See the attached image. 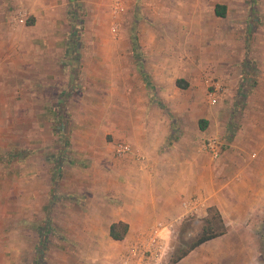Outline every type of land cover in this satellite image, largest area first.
<instances>
[{"label":"crops","instance_id":"1","mask_svg":"<svg viewBox=\"0 0 264 264\" xmlns=\"http://www.w3.org/2000/svg\"><path fill=\"white\" fill-rule=\"evenodd\" d=\"M77 2L90 13L72 35ZM137 2L151 4L164 52L152 50L158 33L148 31L144 56L138 34L118 35L120 15ZM208 72L219 79L212 89H230L219 107L240 104L239 117L209 111ZM1 119L51 125L35 136L31 123L22 134L11 123L10 135L0 125L7 264H117L153 227L165 226L171 244L185 218L197 229L214 212L223 233L176 264H264V0H0ZM54 120L69 139L58 156L32 147L53 137ZM211 137L222 147L216 158L203 146ZM119 141L131 152L116 156ZM119 221L127 233L114 240L109 228Z\"/></svg>","mask_w":264,"mask_h":264},{"label":"rangeland","instance_id":"2","mask_svg":"<svg viewBox=\"0 0 264 264\" xmlns=\"http://www.w3.org/2000/svg\"><path fill=\"white\" fill-rule=\"evenodd\" d=\"M77 3L78 4L75 6L77 8L75 9V7H74V9H75L74 11H75L76 17L73 19L74 20V22H73L74 25L72 24V27H73L72 30H74L75 33L79 32V30L76 28V25L80 22L79 20L83 19V15L90 13V10H88L86 8V6L83 4V2H77ZM139 3L140 2H137V3H135V5L131 6L130 10L125 9L126 11H124L120 15L118 21L115 20V21H117V24H118L117 33H118V35L119 34L121 35L123 33H128L129 36H131V37L132 36H137V34H138L143 39V43H144V40H145L144 44L140 43V45H139L138 51H140L141 56L143 54H146L147 52H149V51H147V50H149V48L145 46L146 42H148V43L150 42L149 39H148V36H147L148 35V31L153 32V33H158V34H160V38H161L160 41L158 42L159 47L155 46L152 50L154 52L157 51V52L162 53L166 49L167 39L162 37V34H161L162 31L161 32L159 31V30H161V28L159 27V25L157 26L156 24L153 23L155 21H154V19L152 17L150 18V11H148V9L151 7V4L149 2H147L144 5V7L141 8ZM147 11H148V13L146 14ZM104 31L108 32L107 25L104 26ZM74 41H75V39L73 38V41H71V43H73ZM173 43H174V41H171V55H174L177 52V49L174 50V48H173ZM148 61H149V59H147L145 57H142L139 62H140V64L143 65V64H148ZM217 80H219V79L216 76V74H214L213 72H211V73L208 72L207 74H205L203 76V82L206 85V99H205L206 102L205 103L208 106L209 111L216 110V109L219 108V114H223V116L227 117L228 121L231 120L232 116L239 117L241 115V110H242V107H243L242 105L239 104L238 108H234L233 106H229L228 104L225 105L226 106L225 109H223V108L221 109L219 107L220 103H222V104L224 103L223 101H229L230 100V98L228 99V97H227L229 95L230 89H229V86L226 83L223 85L226 88V90H225L224 93L222 92V94L220 95L219 100L216 103H210L209 102L207 93L210 90H212V87H210V86H213L212 85L213 82H216ZM19 90H17V94L18 95L20 93ZM12 91H14V90L7 89V92H12ZM18 91H19V93H18ZM39 98H40V96H39ZM39 98H36L35 102L38 103L40 101ZM45 107L46 106H44V108ZM224 113H226V114H224ZM21 116L22 115H20L19 117H21ZM57 122L58 121L54 120V122L51 123V124L52 125L53 124H57ZM11 123H13L15 125V131H16L17 134L18 133L22 134L23 130H24V127L26 126V128H27V123H31L30 126H31V128L33 130V136H35V132H37L39 130L45 131V133H46V129L45 128H50V126H51V125L48 124V127H46L47 122L43 121V120L42 121L31 120V122H24L23 120H20V121L16 120V121H13V122H9L7 120L1 119L0 125H1V127L3 129L6 130V132H2L3 135L4 134H6V135L7 134H9V135L11 134L10 131H9L10 130L9 125ZM232 124H234V122H231V125ZM232 126H231V128L234 129V127H232ZM55 132L56 133L53 134V137L51 136L50 138L47 137V136L44 137L42 135H41V137L37 136L36 137L37 142H33V144H32L33 146L32 147H35V149L45 148V152L48 155L53 153L56 156H58L59 153L57 152V150H55V147L58 148L60 146H63V148H65L66 150L69 151V148H68L69 146L68 145L66 146V144H65L66 142L67 143L69 142V139L67 137L68 134L65 133V132H63V134L58 132V131H55ZM13 139H14L13 137H9V139L7 137L3 138V140H5V141L8 140L10 143H11V141ZM15 143H16L15 145L17 147L24 145L23 144L24 143L23 136L22 135L17 136V140L15 139ZM36 143H38V145H42V146L41 147H37ZM18 150L21 153H23L25 148L24 149H18ZM67 156L69 157V153L66 156H64V157L67 158ZM64 157H63V159H64ZM52 161H53V159L51 160V162ZM213 224H214L213 226L215 227L214 230L215 231L219 230L217 221H214ZM194 226H196V224H195V222L193 223V220L191 218H185V220L179 225L178 229L172 235L171 244L170 243L168 244V248L166 250V254L164 255V257H163V259H162L160 264H168L172 260V258H174L176 255L182 253L186 248H188V246L192 242H194L200 235L203 234V232H201V230H202V228L204 226H206L205 222H202L200 225H197L198 226L197 229L194 228ZM163 231L162 232H163L164 239L166 241H169V233H166L165 230H163ZM261 242L263 244L264 239ZM169 245H170V247H169ZM260 251L263 254V252H264L263 247L260 248ZM2 252H3V254H2ZM2 252H0V254H2L0 256V264H7L8 248H5L4 251L2 250ZM2 256H3L4 259H2ZM24 261H25V259L21 258V263H19V264H25ZM43 262H45V261H43ZM31 263L32 264H36L34 261H31ZM16 264H18V263H16ZM46 264H47V262H46Z\"/></svg>","mask_w":264,"mask_h":264},{"label":"built area","instance_id":"3","mask_svg":"<svg viewBox=\"0 0 264 264\" xmlns=\"http://www.w3.org/2000/svg\"><path fill=\"white\" fill-rule=\"evenodd\" d=\"M118 8H116L117 10ZM112 33H116V26L111 27ZM213 85V84H212ZM226 88L221 85L207 93L210 103H216L222 92ZM204 149L209 151L212 157L216 158L222 151L221 143L218 137H211L204 143ZM131 152V146L124 141H119L114 144V154L122 157ZM165 226L159 225L152 228L145 242H132L122 251L117 259V264H160L168 244L162 236V229Z\"/></svg>","mask_w":264,"mask_h":264},{"label":"trees","instance_id":"4","mask_svg":"<svg viewBox=\"0 0 264 264\" xmlns=\"http://www.w3.org/2000/svg\"><path fill=\"white\" fill-rule=\"evenodd\" d=\"M69 15H70V13H69ZM73 25H74V23H73ZM76 28L79 31L82 30V26L80 24H77ZM73 33H75L74 30H72V35H73ZM136 47H137V43H136V41H133L132 42V48H133V51L135 52V55H136ZM184 82L185 81L182 79H179L176 81L177 85L180 87H182L184 85V84H182ZM59 124H57V125L53 124L55 126L54 129L57 131H62V128H64V127L62 125H59ZM65 144H66V146L68 145L67 142ZM214 221H217L219 230H216V231L214 230V228H215L213 226ZM205 225L206 226L203 227V234L200 235L194 242H192L188 246V248H186L182 253H180V254L176 255L174 258H172V260L168 264H176V262L183 255H185L190 249H192L193 247L197 246L198 244L202 243L203 241H205L211 237H214L216 235L223 233V231H224L223 225L221 224V217L217 212H214L213 214H211L205 218ZM127 229H128V225L122 221L112 223L110 225V228H109V236L114 240H121L125 237V235L127 233ZM36 264H42V262L38 259Z\"/></svg>","mask_w":264,"mask_h":264}]
</instances>
